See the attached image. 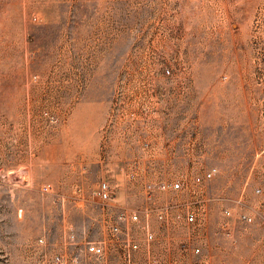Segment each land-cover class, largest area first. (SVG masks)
<instances>
[{
    "label": "rangeland",
    "instance_id": "1",
    "mask_svg": "<svg viewBox=\"0 0 264 264\" xmlns=\"http://www.w3.org/2000/svg\"><path fill=\"white\" fill-rule=\"evenodd\" d=\"M0 3V264H264V0Z\"/></svg>",
    "mask_w": 264,
    "mask_h": 264
},
{
    "label": "built area",
    "instance_id": "2",
    "mask_svg": "<svg viewBox=\"0 0 264 264\" xmlns=\"http://www.w3.org/2000/svg\"><path fill=\"white\" fill-rule=\"evenodd\" d=\"M214 172V169H211L209 171H207L204 175H203V180H208L211 178L212 174ZM196 181H200V178L199 177H196ZM178 184L175 183L173 185L174 188H178ZM164 187V186H162ZM110 189L108 187V185L104 182H102L100 184V188H99V191H98V195H99V198L102 199V200H107L110 198ZM159 217H161V215H159ZM194 214L192 212H187L186 215H185V219L187 222H192L194 221ZM131 219L133 220H136L137 219V216L136 215H131L130 217ZM118 219L120 221H125L127 218L126 216L122 213L118 216ZM243 219H247L249 220V218H246L243 216ZM222 227H225V225L222 224ZM114 232H117L118 231V227L117 226H114L113 229H112ZM147 239H152V234L148 233L147 234ZM126 245H127V250H135L137 248V245L136 243L134 242H126ZM85 252L88 253L89 255H92L94 257H101V255L103 254V248L101 245L97 244V243H87L86 246H85ZM126 261H127V264H131L129 263V252L127 251L126 253ZM53 264H63V261L61 259V257H57L55 259V261L53 262ZM218 264H225L224 262H219Z\"/></svg>",
    "mask_w": 264,
    "mask_h": 264
},
{
    "label": "bare ground",
    "instance_id": "3",
    "mask_svg": "<svg viewBox=\"0 0 264 264\" xmlns=\"http://www.w3.org/2000/svg\"><path fill=\"white\" fill-rule=\"evenodd\" d=\"M2 9V11H5L6 9H8L7 14L4 18L0 17V25L2 26L4 23L10 25L12 18L15 17V15L18 13V10L15 9L14 6L10 5V4H1L0 3V10ZM25 8L22 11V15L25 17ZM2 29V28H1ZM3 31V30H2ZM6 32V31H5ZM4 35V34H3ZM2 37V36H1ZM8 58V57H7ZM6 53L0 49V82L3 78V75L1 73V71H3L4 69H6L8 67L7 63H6ZM7 74V73H6ZM8 77V76H7ZM11 95V94H10ZM11 99V98H10ZM13 101V100H12Z\"/></svg>",
    "mask_w": 264,
    "mask_h": 264
}]
</instances>
